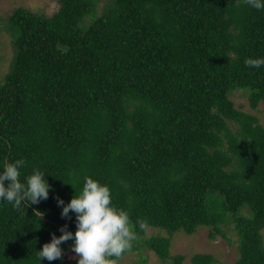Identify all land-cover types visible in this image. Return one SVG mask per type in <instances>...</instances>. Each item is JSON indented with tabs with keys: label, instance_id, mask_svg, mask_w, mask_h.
I'll list each match as a JSON object with an SVG mask.
<instances>
[{
	"label": "trees",
	"instance_id": "1",
	"mask_svg": "<svg viewBox=\"0 0 264 264\" xmlns=\"http://www.w3.org/2000/svg\"><path fill=\"white\" fill-rule=\"evenodd\" d=\"M99 1L59 0L53 15L18 7L4 18L15 56L0 82V168L23 159L20 181L37 168L51 188L28 208L0 202V264H40L52 233L65 224L75 232V214L62 218L56 198L70 202L85 175L129 214L137 239L124 254L147 247L183 264L175 233L209 227L211 239L233 243L226 227L238 234L234 264H264V125L231 99L245 88L252 108L264 105V67L244 63L264 57V10L111 0L99 12ZM72 243L41 264H64ZM216 263L211 253L191 257Z\"/></svg>",
	"mask_w": 264,
	"mask_h": 264
},
{
	"label": "clouds",
	"instance_id": "2",
	"mask_svg": "<svg viewBox=\"0 0 264 264\" xmlns=\"http://www.w3.org/2000/svg\"><path fill=\"white\" fill-rule=\"evenodd\" d=\"M245 4L256 10H264V0H237V6ZM245 66L259 69L264 67V57L246 58ZM25 165L23 159H16L0 168V202H8L14 209L38 204L49 197L51 185L46 173L34 168L31 174L20 181V169ZM77 180L78 174L71 173ZM7 182V183H6ZM72 185V184H71ZM57 205L62 208L61 217L72 219L75 214V232L62 225L57 236L52 233L51 240L38 251L41 261L62 259V243L72 240L71 251L75 253L77 264H116L125 252L129 251L137 234L129 227L127 210L112 203L111 190L107 184L85 175L82 189L75 193L70 202L65 203L57 197ZM143 229L142 221L137 220Z\"/></svg>",
	"mask_w": 264,
	"mask_h": 264
},
{
	"label": "rangeland",
	"instance_id": "3",
	"mask_svg": "<svg viewBox=\"0 0 264 264\" xmlns=\"http://www.w3.org/2000/svg\"><path fill=\"white\" fill-rule=\"evenodd\" d=\"M111 0H100L98 11L102 12ZM59 0H0V82L9 71L12 60H14V47L12 46V36L10 28L6 26L4 18H8L16 8L24 7L35 12H43L47 15L55 14L59 9ZM249 90L237 88L231 95L235 106L245 112L256 115L259 122L264 125V105L260 103L257 109L250 105ZM225 229L233 243L219 235L215 239L209 237V227H201L192 235H187L184 231L175 233L172 238V254H183L186 256L183 264H191V257L198 252L211 253L216 259V264H234L239 258L238 234ZM158 229L149 228L147 235L157 234ZM161 233L168 235L166 232ZM264 239V229L262 230ZM75 253L71 250L65 256L64 264H75ZM120 264H169L163 263L159 257L147 247L141 250L131 251L122 256Z\"/></svg>",
	"mask_w": 264,
	"mask_h": 264
}]
</instances>
